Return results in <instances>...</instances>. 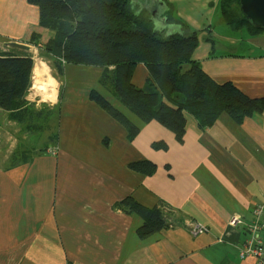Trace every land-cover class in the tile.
Masks as SVG:
<instances>
[{
  "label": "crops",
  "instance_id": "crops-1",
  "mask_svg": "<svg viewBox=\"0 0 264 264\" xmlns=\"http://www.w3.org/2000/svg\"><path fill=\"white\" fill-rule=\"evenodd\" d=\"M177 1L168 0L175 5L173 19H185L180 6L190 8L194 19L183 21L189 26L169 23L165 0L136 3L157 10L156 25L167 32L201 29L202 43L199 40L193 59L217 83L232 82L251 98L264 96V47L254 55L257 50L249 51L251 43H239L234 37L217 43L210 37V33L220 36L216 25L225 28L220 0ZM196 1L201 5L210 1L213 18L217 15V24L209 25L208 34L197 24ZM39 17L38 7L27 0H0V44L4 43L0 56L31 55L35 67L32 54L39 49L25 37L28 26L36 25ZM168 25L174 28L168 30ZM262 32H247V38L264 44ZM13 41L27 46H13ZM227 43L234 49L227 50ZM242 48L249 52H239ZM64 72L62 80L50 73L57 80V93L48 105L50 109L60 105L59 113L50 115H56V140L36 141L31 154L28 145H20L15 155L18 144L11 147L13 136L27 138L30 145L36 129H22L16 120L19 111L0 109V264H264V258L240 254L253 208L264 200V111L241 123L223 113L204 127L185 112L186 132L178 140L157 120L143 122L111 97L139 127L129 139L123 125L89 98L91 89L107 95L99 84L103 68L65 63ZM148 76L145 65L139 64L133 81L142 87ZM29 96L35 110L46 109V104ZM75 104L81 106L74 109ZM63 134L71 136L73 150L61 146ZM104 136L110 138L107 147ZM112 137L115 144L110 146ZM157 141L167 146L155 147ZM79 143L81 152L75 153ZM93 147L106 154L114 150V163L89 159ZM19 152L27 155L20 157ZM143 160L154 162L156 171L145 174L130 167L131 162ZM129 197L148 208H162L168 227L140 236L144 218L120 206ZM234 216L242 223L232 226L229 221ZM191 221L209 231L194 234ZM261 236L264 241V229Z\"/></svg>",
  "mask_w": 264,
  "mask_h": 264
},
{
  "label": "trees",
  "instance_id": "trees-1",
  "mask_svg": "<svg viewBox=\"0 0 264 264\" xmlns=\"http://www.w3.org/2000/svg\"><path fill=\"white\" fill-rule=\"evenodd\" d=\"M27 1L38 7L40 17L36 25L28 26L25 40L38 47L58 80L64 77L65 63L101 66L99 84L109 97L91 89L89 98L123 125L129 139L139 132V127L112 103L111 97L143 122L157 120L174 132L178 140L186 132L185 112L192 113L204 127L223 113L241 123L264 111V96L251 98L232 82L217 83L193 59L199 44L198 30L167 32L156 25L157 10L138 6L136 0ZM239 1L220 0L219 12L224 21L253 35L263 31L241 13ZM165 2L169 23H178V19H173V4ZM139 64L145 65L149 75L142 87L133 81ZM33 68L31 55L0 56V109L19 111L16 120L27 129L35 127L40 136L46 131L50 115L59 113L60 105L54 109L43 105L46 109L37 111L29 103ZM64 87L60 88V101ZM57 135L58 130L51 134V140H56ZM46 139L50 140V136ZM153 145L167 146L162 141ZM130 167L145 174L157 169L150 160L131 162ZM120 206L144 218L138 230L142 237L168 227L158 206L148 208L132 197L121 201Z\"/></svg>",
  "mask_w": 264,
  "mask_h": 264
},
{
  "label": "rangeland",
  "instance_id": "rangeland-1",
  "mask_svg": "<svg viewBox=\"0 0 264 264\" xmlns=\"http://www.w3.org/2000/svg\"><path fill=\"white\" fill-rule=\"evenodd\" d=\"M178 2V4H180V0L179 1H177ZM196 6H194L193 7V10L195 11V13L198 15V18H197V24H201V26H203V28H205V30H206V33L208 34V30L210 29V24H217V15L213 18V15H214V13H212V8L213 7H211L210 6V1H209V3H207L206 5H201L199 2H197L196 1ZM175 4V3H174ZM174 6L175 5H173V13H175L176 12V10H174ZM210 8V12L209 13H206L205 11L207 10V9H209ZM180 10L182 11V14H183V17L185 18V19H182L181 17H179L178 16V23L177 24H180V23H183V24H185L186 26L188 25L189 26V24L188 23H186V22H183L184 20H186V21H188L187 19H194V15H193V13L190 11V8H186L185 6L184 7H181L180 6ZM218 13V15H219V12H217ZM173 17H176V14H174L173 15ZM172 20V19H171ZM183 26H181V28H182ZM225 28H222V27H220V26H218V25H216V31L219 33V37L218 38H214L213 37V35H212V33H210V37L212 38V39H217V43H224V42H226V40H228L229 38H231V37H234V38H236L237 40H238V42L239 43H242V42H247V43H251L252 45H251V48L249 49V51L250 50H252V49H255V50H257L256 51V53L254 54V55H259L260 53H261V50H260V46H263L264 47V44H259L258 42H256V40H250V39H248L247 37H248V35H247V30H245V29H236V28H233L231 25H229V24H227L226 22H225V26H224ZM168 28H169V30H172L173 28H174V26L173 25H168ZM186 31H188V32H190V30H187L186 29ZM202 33V30L200 29L199 30V35ZM206 34V36H208ZM261 34H264V32H262ZM260 35V34H259ZM209 37V38H210ZM259 39V38H258ZM199 40H200V42L202 43V36L200 35L199 36ZM25 42H27L26 40H25ZM24 42V43H25ZM18 43H22V42H18ZM23 43V44H24ZM4 43H2V44H0V45H3ZM26 45V44H25ZM226 49L227 50H231V49H234L233 47H232V45L230 44V43H227L226 44ZM256 46V47H255ZM245 51H248L247 49H241L239 52H245ZM248 51V52H249ZM33 56H35V59L37 60H43V61H45L48 65H50L49 64V62L47 61V60H45V58H43V57H41V55H40V51H36L35 50V52L32 54ZM51 67V66H50ZM52 69V68H51ZM50 68H49V72H50V70H51ZM54 71V70H53ZM53 71H51L50 73L52 74V75H54L53 74ZM56 77V76H55ZM30 96L29 97H32L33 99H35V100H37V101H40L41 103H42V105L43 104H46V105H48V103L49 104H51L50 102L51 101H49V100H47V101H45L44 99H43V97H44V94H42V93H38V92H36L35 91V89L33 88V86L30 88ZM36 93V94H35ZM63 94H64V92H63ZM28 99V98H27ZM32 104H35V102H33ZM81 105L80 104H75L74 105V109H78L79 107H80ZM107 112V111H106ZM108 113V112H107ZM133 113V112H132ZM134 114V113H133ZM110 115V114H109ZM135 115V114H134ZM55 118H56V115H54L52 118L50 117V119H49V122H48V125H47V128H46V131L42 134V135H38V134H34L35 136H34V140H33V142L34 143H31L30 142V145L29 144H27L26 143V140H27V138H25V139H22V138H18V136H16V134L13 136V138H12V142H13V145L11 146V147H13L16 143L18 144L17 145V147H15L14 148V153L16 154L17 153V150H18V148L20 147V145H25L26 146V148H27V145L30 147V151L28 152V154L30 153L31 154V152L33 151V147H34V144L36 143V141H38V142H42V143H44L45 142V140H46V138L48 137V136H50V139H51V134H53L54 135V122H55ZM65 118H66V116L64 115V117H63V121L65 120ZM54 119V120H53ZM71 122H75V121H70V123ZM21 126H22V129L24 130V128L26 127L25 126V124H20ZM66 123H64V125H63V127H66ZM25 136H27V134H25ZM136 136V135H135ZM16 137V138H15ZM113 138L114 137H112V143H111V145L110 146H113L114 144H113ZM110 138L108 137V136H104L103 138H102V142H103V144H105V146L107 147V145L110 143ZM60 143H61V146L62 147H65V148H70L71 150H73L72 149V146H73V143H72V138H71V136L69 135V134H63L62 136H61V138H60ZM80 144L81 143H79L78 145H77V147H76V151H75V153H78V151L79 152H81V147H80ZM97 146H99L100 148H102V149H104V147L102 146V145H97ZM94 149H93V151H92V154L89 156V159H94V160H98L99 158H100V162L101 163H103V164H105V165H112L113 163H114V161H115V155H114V153H115V151L114 150H111L110 151V153L108 154H106V153H102L101 152V150L100 149H98V148H95V147H93ZM40 148H37V150H39ZM52 151H53V148L51 149ZM107 151H108V148H107ZM27 155V154H26ZM250 221H251V219H250ZM249 221V222H250ZM248 222V223H249Z\"/></svg>",
  "mask_w": 264,
  "mask_h": 264
},
{
  "label": "built area",
  "instance_id": "built-area-1",
  "mask_svg": "<svg viewBox=\"0 0 264 264\" xmlns=\"http://www.w3.org/2000/svg\"><path fill=\"white\" fill-rule=\"evenodd\" d=\"M52 153H55V149H53ZM229 223L232 226H237L242 223V219L239 216H234ZM190 224L194 234L209 231L208 227L199 222L191 221ZM246 229L248 237L240 246V254L242 257L253 255L261 261L264 258V241L261 236V232L264 229V200L253 208L252 220L247 223Z\"/></svg>",
  "mask_w": 264,
  "mask_h": 264
},
{
  "label": "bare ground",
  "instance_id": "bare-ground-1",
  "mask_svg": "<svg viewBox=\"0 0 264 264\" xmlns=\"http://www.w3.org/2000/svg\"><path fill=\"white\" fill-rule=\"evenodd\" d=\"M33 88L36 92L44 94L45 101H53L57 93V80L50 74L48 64L38 60L33 69ZM36 94V93H35Z\"/></svg>",
  "mask_w": 264,
  "mask_h": 264
},
{
  "label": "water",
  "instance_id": "water-1",
  "mask_svg": "<svg viewBox=\"0 0 264 264\" xmlns=\"http://www.w3.org/2000/svg\"><path fill=\"white\" fill-rule=\"evenodd\" d=\"M241 13L258 28H264V0H240ZM11 45L25 48L27 45L11 42Z\"/></svg>",
  "mask_w": 264,
  "mask_h": 264
}]
</instances>
